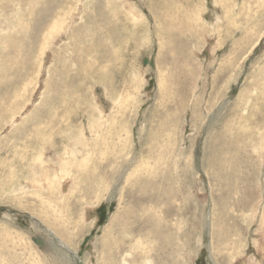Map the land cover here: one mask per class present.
<instances>
[{
    "label": "rangeland",
    "instance_id": "374dc122",
    "mask_svg": "<svg viewBox=\"0 0 264 264\" xmlns=\"http://www.w3.org/2000/svg\"><path fill=\"white\" fill-rule=\"evenodd\" d=\"M139 256L264 264V0H0V264Z\"/></svg>",
    "mask_w": 264,
    "mask_h": 264
},
{
    "label": "bare ground",
    "instance_id": "6f19581e",
    "mask_svg": "<svg viewBox=\"0 0 264 264\" xmlns=\"http://www.w3.org/2000/svg\"><path fill=\"white\" fill-rule=\"evenodd\" d=\"M31 15V14H30ZM43 18L44 17H42V18H39V24H40V22L42 23V20H43ZM21 20V22L19 23L20 25H23L22 27H24V24H23V19H20ZM88 21H90V20H88ZM87 20H86V23H89ZM48 22H49V24H47L48 26H50L48 29H51V25H52V18L51 19H48ZM14 24H15V22H14ZM27 24V23H26ZM54 25V24H53ZM41 26V25H40ZM82 26V25H81ZM13 27V26H12ZM30 27H32L31 25H30ZM46 27V26H45ZM35 28H38V25H37V23L35 22ZM80 29H82V27H79ZM23 29V28H22ZM43 29H44V27H43ZM24 30H25V28H24ZM25 32V31H24ZM44 35V34H43ZM58 36V35H57ZM71 38V37H70ZM69 38V39H70ZM25 39V38H24ZM44 39V38H43ZM54 40V39H53ZM56 40V39H55ZM75 40H76V38H75ZM74 40V41H75ZM20 41V40H19ZM18 41V42H19ZM70 42V41H69ZM82 43H83V41H82ZM258 43V42H257ZM48 44V43H47ZM46 44V45H47ZM53 44H54V42H53ZM17 45V44H16ZM49 45V44H48ZM15 46V45H14ZM17 47V46H16ZM29 47V46H28ZM101 47V46H100ZM34 48V47H33ZM50 48H52V47H50ZM88 48V47H87ZM14 51V50H13ZM36 52V51H35ZM16 53V52H15ZM39 53V52H38ZM40 54H41V52H40ZM42 55H44V54H42ZM20 58H21V56H19ZM27 57V56H26ZM19 59V58H18ZM13 60V59H12ZM15 60H17L16 58H15ZM102 61V60H101ZM99 62V61H98ZM14 65V64H13ZM16 65V64H15ZM20 66H21V64H20ZM55 73V71H53L52 72V74H54ZM58 73H60V72H58ZM57 73V74H58ZM61 80V79H60ZM54 82H56L57 83V80H53ZM59 82V81H58ZM68 87V86H67ZM44 89V88H43ZM56 89V88H55ZM61 89V88H60ZM58 91V90H57ZM74 92V91H73ZM62 93V92H61ZM43 101V100H42ZM48 102V101H47ZM45 105V104H44ZM48 105V104H47ZM43 106V105H42ZM45 108V107H44ZM49 108V107H48ZM51 108H55L54 107V105L52 104L51 105ZM45 111H46V109H45ZM44 111V112H45ZM48 112V111H47ZM46 112V113H47ZM50 113V112H49ZM51 115V114H50ZM51 120H53V118L51 117ZM33 125H34V123H32ZM36 125H39V124H36ZM46 143V142H45ZM30 156V155H29ZM25 162V161H24ZM26 165H28L27 163H26ZM30 165H32V164H30ZM40 165V164H39ZM48 165V164H47ZM41 166V165H40ZM42 166H43V164H42ZM32 167V166H31ZM34 167H37V166H34ZM47 172H49L48 170H47ZM39 173H40V171H39ZM33 174V173H32ZM41 174V173H40ZM134 174V173H133ZM43 175H44V173H43ZM42 175V176H43ZM37 176V175H36ZM50 177V176H49ZM35 181L36 180H34V182L33 181H31V182H33V185L35 184ZM43 181V180H42ZM68 182V181H67ZM41 183V182H40ZM65 184V183H64ZM63 184V185H64ZM65 186H66V184H65ZM126 186V185H125ZM124 186V187H125ZM28 187V186H27ZM31 189V188H30ZM46 189V188H45ZM61 191L63 192V190L61 189ZM67 191V190H66ZM120 198V197H119ZM121 200V199H120ZM50 229V228H49ZM109 236H111L110 234H109ZM105 238V240H109V237H104ZM58 243L61 245V246H63V248L64 249H66L68 252H70V250L68 249V247L66 246V244H64L61 240H59L58 241ZM164 243V242H163ZM162 243V244H163ZM118 244V243H117ZM116 245V244H115ZM151 247V246H150ZM112 251V250H111ZM71 253V252H70ZM139 259H143V260H141L142 261V264H151L152 262H151V260L150 259H148V258H145L144 256H139ZM123 264H125V261H123Z\"/></svg>",
    "mask_w": 264,
    "mask_h": 264
}]
</instances>
